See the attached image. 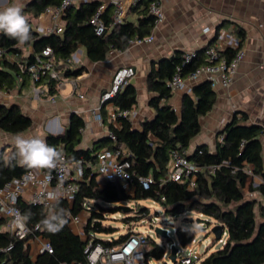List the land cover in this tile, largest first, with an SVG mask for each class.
Returning <instances> with one entry per match:
<instances>
[{
    "label": "trees",
    "instance_id": "obj_1",
    "mask_svg": "<svg viewBox=\"0 0 264 264\" xmlns=\"http://www.w3.org/2000/svg\"><path fill=\"white\" fill-rule=\"evenodd\" d=\"M61 0H28L22 7L28 17L31 38L26 44H19L0 33V89L10 92L18 83L21 86L29 84L30 76L20 70L18 63L24 60L23 48L30 47L29 55L25 58L31 61L35 54L41 53L46 46L52 48L57 61V68L62 71V77L75 78L85 69L76 64L70 67L67 59L71 58L79 46H83L90 61L104 60L110 50H125L133 39L147 36L153 26V16L148 12L151 0H139L132 9L138 16L135 22L124 20L111 25L112 6H105L101 18L108 26L103 34H96L90 18L100 4L99 0H89L77 5L68 6L63 15L61 33L41 35L32 26V20L37 18L48 6H57ZM141 8H138L140 7ZM240 37L243 32L238 29ZM207 47V46H206ZM205 47V48H206ZM197 49L188 61L185 51L176 50L171 56L159 59L151 64L147 84L153 92L148 104L154 109V116L140 122L136 128L130 117L120 114L124 109H131L137 102L134 85L127 82L115 94L111 101L114 103V116L108 122V133L100 141L87 148L80 147L81 133L79 128L85 122L81 115L72 113L68 125L61 135L46 134L49 145L60 150L66 161L80 160L83 166L82 179L78 181L79 188L72 201L61 198L58 207L66 212V225L57 233H51L42 226V220L49 210L40 205L17 200V206L22 214H30L26 220L30 232L24 238H18L1 226L5 219L0 216V261L2 264H88L84 251L89 241L106 246H114L123 241L135 229L130 224L138 217L146 216L143 210L134 211L131 204L139 200L152 199L158 202L164 213L175 216L186 210H195L209 218V227L218 223L226 231L225 242L217 249L203 254L198 264H264V157L260 136L262 126L246 124L245 113H234L233 116L218 132L214 152L204 146L196 148L188 154V158L205 168L199 172L193 188L186 183L167 180L162 181L167 173L169 154L174 149L187 150L192 138L200 131V118L208 113L215 102L216 92L208 80L195 83L190 93H184L180 110L176 111L169 103L173 95L168 81L172 74L179 70L187 76L198 66L215 63L217 60L206 58L204 49ZM237 49V48H236ZM236 49L225 47L219 50V56L231 58ZM9 56H14L9 59ZM55 82L48 83L47 93L54 95L57 91ZM105 104L100 105L101 117L105 120ZM116 122V123H115ZM32 119L24 113L17 103L5 104L0 102V131L17 134L27 130ZM123 143L130 151L128 157L136 185L131 192L125 191L120 183L106 181L98 185L96 180L97 152L100 147L114 148ZM8 153L0 150V187L7 181L20 177L28 168L21 166L17 160L10 165L4 163ZM213 165L214 171L208 173L206 167ZM250 166L251 172L245 170ZM151 174L153 181L144 189L137 181L138 177ZM254 177L261 181L254 183ZM256 193L246 196L243 189ZM128 205V211L123 206ZM54 207L52 203L51 209ZM259 219H257V210ZM85 211L84 236L74 232L69 224L67 213L75 215ZM123 212L122 220L126 223L125 233L103 222L109 213ZM133 214H132V213ZM198 222H201L200 220ZM37 226V227H36ZM117 236L114 237L113 234ZM101 235H107L103 237ZM194 231L177 227L175 238L181 245H186L194 237ZM41 237L50 242L52 251L38 252L33 256L29 252V241ZM6 249L7 247H9ZM165 248L149 240L147 255L161 259Z\"/></svg>",
    "mask_w": 264,
    "mask_h": 264
},
{
    "label": "crops",
    "instance_id": "obj_2",
    "mask_svg": "<svg viewBox=\"0 0 264 264\" xmlns=\"http://www.w3.org/2000/svg\"><path fill=\"white\" fill-rule=\"evenodd\" d=\"M27 1L18 0V4L23 7ZM99 1L109 5L108 0ZM122 1L126 7L124 20L135 22L137 11L132 9L129 0ZM158 1L165 18L151 29V40L130 43L123 51L110 50L107 57L101 61H90L84 47H78L75 52L78 60L76 64L83 65L85 69L73 78L76 87L73 86L72 78H66L54 95L47 93L39 99L33 97L31 82L24 86L18 83L7 94L0 92L1 103H17L22 111L31 117V126L22 134L46 138L50 131L63 132L70 115L77 113L85 122L84 129L80 132L79 146L87 148L100 141L109 132L107 125L113 119L115 106L112 101L105 105V120L101 114L100 119L94 116L91 110L99 106L101 93L110 86L113 73L122 65L134 68L129 82L136 89L137 102L133 106L134 116L130 119L133 126L139 128L140 122L152 118L155 112L148 104L153 94L147 84L151 64L171 56L176 50L187 52L203 49L207 45H220V49L242 48L244 56L238 64L231 84L223 87L217 83L213 87L216 92L214 105L200 118V131L192 138L188 150L192 153L194 149L205 146V149L214 152L216 140L219 139L218 132L233 114L238 112L246 114L244 123L262 126L260 140L264 157V0ZM14 2L16 0H0V9ZM138 8H141V5ZM50 25L51 19L46 15L40 14L32 20V26L40 34ZM238 29L242 30L243 37H240ZM23 49L28 51L30 47ZM199 81L201 80H188L184 90L174 92L169 98V103L176 111L180 110L183 94L190 93L192 86ZM3 133L4 137H8L0 146L6 144L7 150L10 151L14 148L12 141L15 134ZM104 147H100L98 151ZM256 178L260 180L258 177H254V180ZM96 180L98 185L106 182L105 177L98 173ZM27 196L24 195L22 199L28 201ZM1 229L4 230V225ZM43 240L45 239L36 237L29 241V252L33 256L39 252Z\"/></svg>",
    "mask_w": 264,
    "mask_h": 264
},
{
    "label": "built area",
    "instance_id": "obj_3",
    "mask_svg": "<svg viewBox=\"0 0 264 264\" xmlns=\"http://www.w3.org/2000/svg\"><path fill=\"white\" fill-rule=\"evenodd\" d=\"M89 0H61L57 6L46 7L41 15H46L51 19V25L44 31L48 33H61L63 29L62 15L65 9L70 5H77L81 2ZM139 0H129L131 5H135ZM109 5L112 6L111 11V25L119 24L124 21L126 7L122 0H108ZM106 4L100 3L92 14L90 22L92 23L96 34H103L108 30V26L101 18V13L104 10ZM148 12L153 16L152 30L161 23L164 18L163 9L158 0H151L148 3ZM151 30V31H152ZM142 39H133L130 43L148 41L152 39V32ZM220 45H207L204 49L206 58L209 60L216 59L215 63H206L198 66L195 70L191 71L187 76H183L179 70L175 71L170 80L168 86L171 92H177L186 88L187 81L208 80L214 87L217 83H220L223 87H228L234 77L238 64L244 56V50L238 48L231 58L225 56H219ZM3 50L0 49V56L3 54ZM194 54V51H187L184 54L185 60L188 61ZM29 55L26 51L22 54L24 60L18 63L20 70L26 71L30 76L31 91L33 97L39 99L42 95L47 94L49 81L55 82V86L59 88L64 84L66 78L62 77V71L57 68V61L51 47L46 46L42 49L41 53L35 54L31 61L25 58ZM14 56H9V59H13ZM78 60L75 57V53L69 59L67 63L70 67H73ZM134 74V68L130 65H122L118 67L111 78L110 86L104 90L100 95L99 106L92 109L91 112L100 119V105L111 103V98L117 94L123 86L130 80ZM73 86L76 87V83L72 78ZM2 94H7V91L0 89ZM82 95H80L81 97ZM122 115L132 117L134 116V109H124L119 112ZM114 111L112 112V118ZM84 126L79 128L82 132ZM109 136L114 139L111 133ZM197 153H200V149H194ZM189 150H177L174 149L170 152L169 158L166 164L167 173L162 181L172 180L177 182L186 183L188 188H193L199 172L205 170L203 166L198 165L194 161L188 158ZM130 156L129 149L123 144L119 143L114 148L107 147L101 148L97 152L96 171L99 175L105 177L106 181H113L120 183L121 187L131 192L135 185L136 180L133 177L131 170V164L128 159ZM64 172H58L52 170L50 173L47 170H41L35 172L28 169L20 177L13 178L7 181L2 187H0V216L5 219L4 230L9 231L18 238H24L30 232V228L26 223L25 229L17 227L13 221L16 218V212L21 210L17 206V200L27 196V200L34 204H40L46 207L49 212L52 207L51 201L46 199L47 192L51 189H55L59 186V191L62 193V198L67 199L69 202L73 200L75 193L79 188L78 181L82 179L83 166L80 160L68 162L63 161ZM208 173L214 171V166L210 165L206 167ZM245 170L250 173L251 169L249 165H246ZM107 174V175H106ZM66 176L61 183V176ZM50 177V179H49ZM138 183L147 189L153 181L151 174L141 176L137 178ZM261 180H258L260 182ZM69 218V224L71 229L77 234L84 236V222L85 211L71 215L67 213ZM202 225L199 222L198 225ZM165 230L166 239L162 244L165 248L162 257H168L171 245L177 248L175 254L174 264H198L202 259V254H199L194 244L196 242L195 235L186 245H181L175 238V231L177 227L171 229L164 224H155ZM154 225V226H155ZM37 227V226H36ZM171 232L174 235V240L171 239ZM225 230H223L221 236L217 241L225 242L222 239ZM35 239V238H34ZM33 239V240H34ZM149 236L143 232L135 231L130 233L123 241L114 246H106L100 243H93L89 241L84 251L86 253V259L88 264H149V257L147 251L149 249ZM31 241V240H30ZM148 245V248H145ZM10 248L7 247L6 249ZM52 251L50 242L43 240L39 252ZM0 264L2 262L0 261ZM66 264V263H61Z\"/></svg>",
    "mask_w": 264,
    "mask_h": 264
},
{
    "label": "clouds",
    "instance_id": "obj_4",
    "mask_svg": "<svg viewBox=\"0 0 264 264\" xmlns=\"http://www.w3.org/2000/svg\"><path fill=\"white\" fill-rule=\"evenodd\" d=\"M0 33H3L10 39L16 40L19 44H26L31 38V28L28 17L23 13V8L18 3H11L0 9ZM14 151L5 156L4 163L10 165L13 160H17L21 166H24L35 172L47 170H57L63 173L64 155L56 147L47 143L46 139L41 136H25L17 133L13 136ZM107 175V174H106ZM66 176H61V183ZM50 179V177H49ZM62 193L59 186L47 192L46 199L53 202L54 207L48 215L42 220V226L51 233L59 232L67 223L66 212L63 208H59V202ZM30 214H21L16 212V218L13 223L20 229L26 228V220ZM196 225L192 224V231Z\"/></svg>",
    "mask_w": 264,
    "mask_h": 264
},
{
    "label": "rangeland",
    "instance_id": "obj_5",
    "mask_svg": "<svg viewBox=\"0 0 264 264\" xmlns=\"http://www.w3.org/2000/svg\"><path fill=\"white\" fill-rule=\"evenodd\" d=\"M15 3H18V0H16ZM23 51L26 52L24 49ZM59 122L62 123L61 121ZM7 137L8 136L4 137V133L0 131V143H4L7 140ZM0 148L4 149V151L7 152L9 151L7 150L6 144H1ZM257 182L258 179L256 178L253 184ZM243 192L246 194V196L249 197L257 195L256 193L248 191L247 187L243 189ZM131 205L132 207L135 208L134 211H138V210L140 211V208L145 207L143 211L146 212L147 215L143 217H138V220L132 221L130 225L134 227L135 231L145 233L146 235L149 236L150 240L154 241L159 245H162L164 244L165 241H170V240L154 232L155 224H164L168 226L170 229L173 226L174 227L179 226L190 229V226L192 224L196 225V227L192 230L195 233V240H196L193 246L195 250L202 255L209 253L219 248L222 245V242L217 241V239L214 238L213 234L210 231L209 225L211 222L210 223L207 222L209 218L203 214L198 213L195 210H186L184 212L176 214L175 216H169L164 213L161 205L152 199L139 200L137 204L133 202V204ZM123 214H124L123 212L113 213V214L109 213L108 219H106L103 223L117 228L118 233L123 234L126 232L127 229L126 223L121 219ZM259 216L260 215L257 210V219L260 218ZM199 220L202 222V225L200 224L198 225ZM101 236L106 237L107 235H101ZM113 236L116 237L117 234L114 233ZM225 238H226V231L222 236V239ZM171 239L174 240V235L172 232H171ZM145 248H148V245ZM149 264H174V263L168 257H162L161 259H156L150 256Z\"/></svg>",
    "mask_w": 264,
    "mask_h": 264
},
{
    "label": "water",
    "instance_id": "obj_6",
    "mask_svg": "<svg viewBox=\"0 0 264 264\" xmlns=\"http://www.w3.org/2000/svg\"><path fill=\"white\" fill-rule=\"evenodd\" d=\"M41 35H46L45 33L41 34ZM186 93V92H185ZM112 99V98H111ZM110 99V100H111ZM105 104V103H104ZM226 124V123H225ZM51 134H54V135H61L62 134V130H59L57 132L55 131H50ZM129 206L128 205H124L123 206V209L124 211H128L129 210ZM189 220H192V219H189ZM224 228L221 224H214L210 227V231L211 233L213 234L214 238L215 239H219L222 232H223ZM154 232L164 238H167L168 236L166 235V232L164 229H162L161 227H159L158 225H155L154 226ZM176 251H177V248L174 246V245H171L170 247V252L168 254V258L174 262L175 261V254H176Z\"/></svg>",
    "mask_w": 264,
    "mask_h": 264
},
{
    "label": "bare ground",
    "instance_id": "obj_7",
    "mask_svg": "<svg viewBox=\"0 0 264 264\" xmlns=\"http://www.w3.org/2000/svg\"><path fill=\"white\" fill-rule=\"evenodd\" d=\"M53 129V128H52Z\"/></svg>",
    "mask_w": 264,
    "mask_h": 264
}]
</instances>
